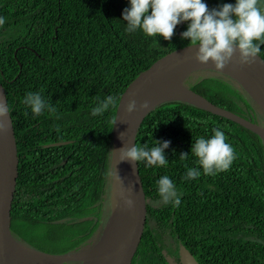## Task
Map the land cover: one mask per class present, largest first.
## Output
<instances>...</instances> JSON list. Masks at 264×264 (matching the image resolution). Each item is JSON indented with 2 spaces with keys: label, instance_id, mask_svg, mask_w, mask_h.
<instances>
[{
  "label": "trees",
  "instance_id": "16d2710c",
  "mask_svg": "<svg viewBox=\"0 0 264 264\" xmlns=\"http://www.w3.org/2000/svg\"><path fill=\"white\" fill-rule=\"evenodd\" d=\"M202 2L213 9L236 0ZM257 6L264 12V0ZM126 7L129 0H0V17L5 19L0 27V84L11 108L18 155L10 227L24 244L19 236L38 240L37 251L79 250L98 226L116 106L100 116H93L92 109L108 95L120 98L160 56L190 44L181 38L187 21L176 26L171 40L148 37L140 29L128 33L122 19ZM260 47L264 59V44ZM190 78L183 84L193 92L259 123L246 93L228 80L199 75L191 83ZM29 92L41 93L56 112L35 116L24 104ZM213 129L225 134L235 159L228 170L209 176L191 147L198 138H211ZM164 140L171 142L166 166L138 162L150 208L131 264H168L162 251L177 261L179 245L198 264H264L261 139L187 102L168 101L144 117L135 145L150 149ZM181 153H188L186 160ZM189 168H198L200 177L185 180ZM165 175L180 194L179 206L158 203L157 181Z\"/></svg>",
  "mask_w": 264,
  "mask_h": 264
},
{
  "label": "water",
  "instance_id": "95a60500",
  "mask_svg": "<svg viewBox=\"0 0 264 264\" xmlns=\"http://www.w3.org/2000/svg\"><path fill=\"white\" fill-rule=\"evenodd\" d=\"M197 49L198 45L189 44L160 56L136 75L125 87L117 102L111 130L110 169L113 197L121 203L122 219L118 226L108 233L118 231L114 242L103 243L107 239L105 235L90 248L50 254L23 245L13 236L10 211L18 177L17 144L11 116L8 120L0 118V264H48L32 258L30 252L51 259L50 264L90 263L98 260L97 264H131L146 229L150 199L138 166L128 161H119L118 150L124 145L135 144L137 130L142 120L163 102H187L228 119L256 134L264 146V64L260 63L263 58L259 56L253 63L241 64L238 53H234L225 68L220 71L236 79L257 104L263 117L261 125L219 108L184 86L182 79L180 80L181 76L197 69L216 70L211 62L202 64L195 59ZM241 78L246 79L249 84ZM173 80L179 87L170 83ZM3 97L6 98L5 91L0 84V98ZM129 99H136L137 106L147 101L149 107L131 114L125 113L124 108ZM128 200L133 201L132 206L126 203ZM162 253L168 264H198L183 245L178 247L177 261L165 251Z\"/></svg>",
  "mask_w": 264,
  "mask_h": 264
},
{
  "label": "clouds",
  "instance_id": "9594fccd",
  "mask_svg": "<svg viewBox=\"0 0 264 264\" xmlns=\"http://www.w3.org/2000/svg\"><path fill=\"white\" fill-rule=\"evenodd\" d=\"M257 5L258 0H236L235 4L209 9L202 0H129V7L122 11V19L127 22L128 33L140 29L148 37L159 35L164 40H171L178 24L190 22L187 30L181 33V38L187 39L191 45H198L195 59L199 63L211 62L216 70L221 71L234 53H238L241 64L253 63L260 56V45L264 44V12ZM4 24L5 19L0 17V27ZM260 63L264 64V59ZM118 99L112 95L106 96L92 109L91 114L103 115L110 107L116 106ZM24 104L30 107L35 116L42 115L45 110L56 112L55 107L39 92L27 93ZM148 107L147 101L137 106L136 99H129L124 111L131 114ZM10 116L11 108L7 99L0 98V118L8 120ZM213 132L211 138H198L191 147L203 173L209 176L228 170L235 159L233 147L225 142V134L218 129H213ZM155 142L156 146L150 149L147 145H124L118 150L119 161H128L137 166L138 162L143 161L145 167L166 166L168 159L165 150L171 142ZM179 157L186 160L188 153H181ZM200 175L198 168H189L184 179H197ZM157 185L159 204L179 206L180 194L167 175L160 177ZM126 203L132 206L133 201L128 200Z\"/></svg>",
  "mask_w": 264,
  "mask_h": 264
},
{
  "label": "rangeland",
  "instance_id": "374dc122",
  "mask_svg": "<svg viewBox=\"0 0 264 264\" xmlns=\"http://www.w3.org/2000/svg\"><path fill=\"white\" fill-rule=\"evenodd\" d=\"M199 75L222 77V78L228 80L229 82H231L240 91H242V92L244 91L246 93L245 97H247L249 99L250 103L253 105V107L255 108V111L257 112V116L259 117V124H261V125L263 124V117H262L261 111L259 110L257 104L253 101V99L249 96V94L242 88L241 84L236 79H234L233 77H230L229 75H227L223 72L207 68V69L193 70V71L185 74L182 77L181 82L184 83V81L186 79H188V77L190 76L191 78L189 79V81L192 83V81L195 80L197 78V76H199ZM226 77H228V78H226ZM112 183H113V179H112V173H111V169H110L109 174H108V178H107L105 194L103 195V198L100 201L99 207L97 208V213L99 214L98 226L92 232L90 237L86 240L85 245H83L81 249L90 248L93 245L97 244L105 235H107L109 232H112L115 229V227L118 226V224L120 223V221L122 219L121 203L118 199H115L113 197ZM19 237L30 248H33V249L34 248L35 249L41 248L40 246L37 247L38 245H40L38 240H36V239H34V241L30 240L26 236L24 238H22L21 236H19ZM22 244L25 245L24 243H22ZM52 250H54V249L51 248L50 252H55V253L57 252V251H52ZM97 263H99V260L93 261L90 263L73 262L71 264H97Z\"/></svg>",
  "mask_w": 264,
  "mask_h": 264
},
{
  "label": "bare ground",
  "instance_id": "6f19581e",
  "mask_svg": "<svg viewBox=\"0 0 264 264\" xmlns=\"http://www.w3.org/2000/svg\"><path fill=\"white\" fill-rule=\"evenodd\" d=\"M231 74H234L233 72H231ZM181 77H183V76H181ZM180 77V80L182 79ZM243 81H245L246 82V84H249V82L246 80V79H243V78H241ZM170 83L173 85H175V86H177V83H176V81L175 80H173V81H170ZM177 87H179V85L177 86ZM119 230V229H118ZM115 233V234H114ZM114 233H110V234H107L106 236H105V238H107L105 241H103V243L105 242V243H111V242H114L115 241V238H116V235L118 234V231L117 232H114ZM30 256L32 257V258H34V259H36V260H38L39 262H42V263H48V264H50V263H52V260L51 259H49V258H47V257H45V256H42V255H39V254H36V253H33V252H30Z\"/></svg>",
  "mask_w": 264,
  "mask_h": 264
}]
</instances>
